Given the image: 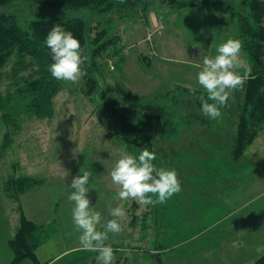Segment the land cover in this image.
<instances>
[{
	"label": "rangeland",
	"instance_id": "374dc122",
	"mask_svg": "<svg viewBox=\"0 0 264 264\" xmlns=\"http://www.w3.org/2000/svg\"><path fill=\"white\" fill-rule=\"evenodd\" d=\"M235 32L233 16L212 7L180 13L151 1L146 15L122 23L118 46L123 50L107 56L96 73L99 80L122 83L140 95L167 91L169 104L176 97L181 100L174 120L179 132L166 139V157L158 165L177 171L181 191L163 204L142 206L136 201L137 208L135 200L112 199L119 187L110 173L123 147L106 129V115L96 96L85 93L82 77L76 83L63 82L50 118L31 116L28 98L16 96L13 124L7 126L0 118V264L13 258L9 240L21 211L36 223L53 221L56 227L36 250L40 264H100L97 252L81 249L71 219L74 203L68 200V185L84 171L92 173L89 196L102 214V225L112 219L109 201L126 211L120 218L123 230L109 233L106 241L114 249L113 264H254L264 253V129L234 160L231 147L241 90L214 120L201 107L189 105L191 99L207 98L197 82L203 58L214 57ZM142 54L148 64L140 63ZM241 58L249 67L242 51ZM2 83L5 88L8 81ZM140 119V111L131 116L134 122ZM25 174L44 182L18 199L5 196L6 180ZM98 230L104 228L98 225Z\"/></svg>",
	"mask_w": 264,
	"mask_h": 264
},
{
	"label": "trees",
	"instance_id": "16d2710c",
	"mask_svg": "<svg viewBox=\"0 0 264 264\" xmlns=\"http://www.w3.org/2000/svg\"><path fill=\"white\" fill-rule=\"evenodd\" d=\"M151 1L180 13L207 6L220 15L233 16L236 22L233 37L242 41V52L251 69L235 110L231 155L239 160L264 129V0H124V3L120 0H0L2 122L7 126L13 124L12 100L16 96L28 98L27 111L31 116L40 119L53 116L54 98L63 89L64 81L53 78L48 70L52 59L46 37L54 24H61L80 42L82 55L86 57L82 65L84 91L99 100L109 134L132 155L138 156L143 149L155 152L153 163L161 167L158 165L166 157L163 153L166 139L179 132L174 120L181 100L174 97L169 104L167 91L140 95L122 83L107 78L99 80L96 76L106 65L107 56H117L123 50L118 46L122 40V23L146 15ZM140 63H149L146 55L140 56ZM4 78L8 81L5 88L2 87ZM229 101L230 98L227 107ZM189 105L201 107L200 99H191ZM138 111L141 119L134 122L131 116ZM156 130L160 134L158 139ZM43 182L32 174L9 177L5 182V196L18 199ZM134 204L138 208L136 201ZM55 232L53 221L36 223L21 211L9 240L13 253L9 264H21L25 260L40 264L36 250ZM254 264H264V253Z\"/></svg>",
	"mask_w": 264,
	"mask_h": 264
},
{
	"label": "clouds",
	"instance_id": "9594fccd",
	"mask_svg": "<svg viewBox=\"0 0 264 264\" xmlns=\"http://www.w3.org/2000/svg\"><path fill=\"white\" fill-rule=\"evenodd\" d=\"M124 3V0H120ZM46 46L50 49L52 63L49 72L56 80L76 83L85 74L82 70L86 57L82 55L80 42L72 32L61 24H54L46 37ZM243 48L240 39H228L217 48L214 57L205 56L203 67L197 73V82L205 90L207 98L201 96V110L211 119L221 116V109L227 107L230 96L242 90L249 78L251 69L241 58ZM243 68V71L241 69ZM195 94V88H189ZM156 153L143 149L138 156L130 154L126 148L119 150L110 175L112 183L119 187L116 197L120 201L135 200L142 206L165 203L181 191V181L177 171L157 167L153 161ZM67 173L65 172V176ZM90 171L75 176L68 188L71 189L68 200L74 203L71 219L74 230L79 232V245L82 250L97 252L100 264H113L114 249L106 243L109 233H120L123 228L120 218L126 216L123 205L107 207L112 219L102 225V214L92 205L88 187ZM101 225L104 230H98Z\"/></svg>",
	"mask_w": 264,
	"mask_h": 264
},
{
	"label": "crops",
	"instance_id": "0c3cea01",
	"mask_svg": "<svg viewBox=\"0 0 264 264\" xmlns=\"http://www.w3.org/2000/svg\"><path fill=\"white\" fill-rule=\"evenodd\" d=\"M43 184V183H42Z\"/></svg>",
	"mask_w": 264,
	"mask_h": 264
}]
</instances>
